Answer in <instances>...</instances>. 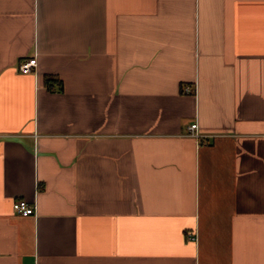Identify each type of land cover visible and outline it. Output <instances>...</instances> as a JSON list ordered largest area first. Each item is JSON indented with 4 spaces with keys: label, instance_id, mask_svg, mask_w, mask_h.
Returning a JSON list of instances; mask_svg holds the SVG:
<instances>
[{
    "label": "crops",
    "instance_id": "0c3cea01",
    "mask_svg": "<svg viewBox=\"0 0 264 264\" xmlns=\"http://www.w3.org/2000/svg\"><path fill=\"white\" fill-rule=\"evenodd\" d=\"M0 264H264V0H0Z\"/></svg>",
    "mask_w": 264,
    "mask_h": 264
},
{
    "label": "built area",
    "instance_id": "2783aa9c",
    "mask_svg": "<svg viewBox=\"0 0 264 264\" xmlns=\"http://www.w3.org/2000/svg\"><path fill=\"white\" fill-rule=\"evenodd\" d=\"M37 65H38L37 58L33 57L27 60L21 61L18 69L21 73L27 74V73H31L37 67ZM185 90L187 92L195 91V89L191 90L188 88ZM196 129H197V124L191 125L190 127L191 133H193L197 137L201 136L199 133H197ZM13 210L17 214L22 215V216L35 215V206L23 199L17 200L13 203Z\"/></svg>",
    "mask_w": 264,
    "mask_h": 264
},
{
    "label": "trees",
    "instance_id": "16d2710c",
    "mask_svg": "<svg viewBox=\"0 0 264 264\" xmlns=\"http://www.w3.org/2000/svg\"><path fill=\"white\" fill-rule=\"evenodd\" d=\"M44 80H45V84L49 89H52L55 84L56 85L59 84L61 87L63 86V82L59 78L52 75H46Z\"/></svg>",
    "mask_w": 264,
    "mask_h": 264
}]
</instances>
